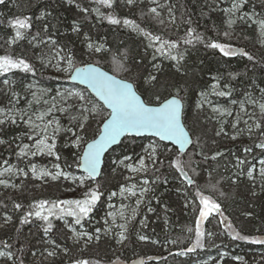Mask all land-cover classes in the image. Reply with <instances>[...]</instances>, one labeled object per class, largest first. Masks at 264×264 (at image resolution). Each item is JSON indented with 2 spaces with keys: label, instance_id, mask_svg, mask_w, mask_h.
Here are the masks:
<instances>
[{
  "label": "trees",
  "instance_id": "trees-1",
  "mask_svg": "<svg viewBox=\"0 0 264 264\" xmlns=\"http://www.w3.org/2000/svg\"><path fill=\"white\" fill-rule=\"evenodd\" d=\"M162 1L170 7L171 20L151 13L148 1L134 2L130 6L127 0H114L111 8L97 5L94 0H75L74 3H69L68 0H5L4 4H0V56L10 54L14 58H24L36 70L35 75L15 70L0 76V105L8 103L11 99L10 93L14 91L18 93L19 101L21 103L26 101L29 106V95L26 92L25 96L24 88L32 80L51 93L56 86L85 90L71 84L67 75L57 76L38 69L34 62L38 48L29 41L33 36L41 40H48L50 37L57 42L55 46L62 54L64 52L74 54L77 66L87 62L97 64L115 76L131 81L143 99H152L153 92L170 97L169 93L180 89L184 104L183 119L193 140L189 150L182 155L175 149V153H167V158L159 157L164 160L162 165L157 163L151 166L147 163L149 168L143 178L148 179L150 184L143 205L152 209L148 213L145 212V208H141L131 222L126 233L127 239L122 246L117 245L114 237L103 238L96 246L88 244L83 246L82 242L63 233L65 228L60 219L55 217H50L53 229L48 233L43 230L44 222L36 220L33 216L28 217L27 223H21V217L32 210L30 205L41 200L81 199L86 188L81 195L67 198L53 195L43 186L40 189L37 186L29 188L28 184L0 179L7 181L8 184L5 190L1 189L4 185L0 187V252H10L13 257L12 260L2 258L0 264H5L3 262L43 264L41 261L47 259L49 262L52 258L48 255L49 251H55L54 257L59 258V261L51 262L52 264H76L81 260L88 264H112L113 261H117V264H126L134 257L157 255L160 256L158 260H150L144 264H194L199 259L217 256L221 250L243 256L246 264H264L262 250L264 243L250 242L259 240L260 236L263 237L260 241H264V184L253 183L245 177L248 169L264 153V150L256 147L257 144L264 143V136L260 135L264 127L255 132L249 143L246 140L235 143L230 141L231 135L225 117L221 116L218 120L217 117L195 110V102L201 93H205L211 99L213 106H219L232 101H244L250 97L256 98L260 90L264 92V45L259 41L257 24L252 20L237 19L229 27L223 9L228 7L232 0H225L219 9L211 6L206 0ZM81 8L87 9V12L80 11ZM96 8H99V15L94 11ZM244 8L253 20H257V17L264 19V0L258 3L247 0ZM252 9L255 10L254 13ZM109 15L121 21L131 20L151 35L175 42L177 49L183 53V60L177 64L156 52L155 47H159V42L155 47H148L147 39L132 28L125 27L123 23L109 24L106 19ZM24 17L31 19V27L27 30L26 38L9 47L6 41L14 35V31L8 26V21ZM74 26L79 29L78 32L73 31ZM189 28L194 30L193 37L197 34L201 36V41L193 39L190 45L183 43ZM225 32L229 35L225 36ZM85 36L88 39H85ZM89 42L96 46L102 44L107 51L90 54L87 49ZM209 42L228 45L234 51V55L224 56L218 50L207 47L206 44ZM243 52L251 55L253 60L242 56ZM119 64H123L124 68H119ZM7 75L17 82V87L10 93L7 91L8 86L3 83ZM150 75L157 76L158 80L146 83ZM212 85H216L217 90L230 92L231 95L228 97L213 95ZM86 95L96 101L88 92ZM97 104L102 108V116L107 111L100 103ZM37 107L36 103L32 104V109ZM42 109L44 108L38 107L36 111ZM55 116L60 119L61 125L70 126L59 113H55ZM256 118L264 126V115L257 114ZM99 120L100 116L93 119L87 139L92 138ZM21 131L22 129L17 126L3 128L0 131V139L5 141L0 144V165L7 156L15 155V145L22 142ZM217 132L221 134L218 136ZM58 139L57 150L61 159L57 163L61 164L65 171L80 173L75 165L72 168L67 167L75 160L74 153L77 149L66 147V141H63L62 137ZM149 139L155 140L149 137H125L105 154L99 177L103 180L98 179L91 183L92 185H88L92 188L99 185L104 193L90 218L81 222L89 233L100 226L96 219L99 218L107 195L117 191L123 184L119 169L108 164L110 156L118 152L116 162L122 157L134 156L139 147ZM168 147L173 148L170 144ZM246 148L251 151L246 152ZM217 153L220 155H216ZM173 159L181 162L184 172L195 181L194 185H187L186 181L181 179L180 173L170 166ZM241 160L244 161L243 164L240 163ZM237 165L240 167L241 175L233 173ZM197 190L211 200H216L220 211L218 215L201 221L200 230L204 233L203 247H196L189 252L187 249L195 243L196 221L201 207L195 195ZM15 204H20L21 209L17 210ZM64 219L75 224L72 217ZM189 228L192 229L191 232L188 231ZM230 230H233L232 233L248 237L249 240L232 239ZM138 234L147 239L139 241ZM5 242L9 247L4 246ZM164 244L166 247L168 244L170 246L163 252L161 246ZM153 253L156 255H151ZM184 253L188 255L184 256Z\"/></svg>",
  "mask_w": 264,
  "mask_h": 264
},
{
  "label": "snow or ice",
  "instance_id": "snow-or-ice-1",
  "mask_svg": "<svg viewBox=\"0 0 264 264\" xmlns=\"http://www.w3.org/2000/svg\"><path fill=\"white\" fill-rule=\"evenodd\" d=\"M69 3H74L75 0H68ZM97 5L111 8L114 0H94ZM157 0H152V3H156ZM5 0H0V4H4ZM134 0H127L128 5H132ZM247 0H232L231 8H224L223 11L230 18L227 23L229 27L235 23V19L231 17H236L239 20H252L253 23L257 24L262 35H264V19L262 20H253L252 16L248 13H243L237 16V13L241 12V9L245 7ZM77 7H79L77 5ZM80 11L87 12V9L81 8ZM99 15V8L94 9ZM151 13L159 15L156 8L149 9ZM39 19V17H38ZM109 24L118 25L123 23L125 27H130L133 31H136L142 35L145 39L148 40V47H155L156 43L159 42V47H155V51L161 55L167 57L168 59L175 61L177 64L183 60V53L177 49V44L175 42H170L168 40L162 39L160 36H153L149 32L140 28L139 25L135 24L133 21L124 19L123 21L117 19L113 15L106 17ZM174 22V21H173ZM8 26L13 29L14 35L11 36L6 43L11 47V45L18 43L20 40L26 38L27 30L31 27V19L29 17L16 18L14 20L8 21ZM47 29H45L46 31ZM74 32H78L77 27H73ZM193 31L191 28L186 33V38L183 39L184 44H192L193 39L196 41H201V36L199 34L193 37ZM225 36H228L229 33L225 32ZM37 37L33 36L32 40H36ZM85 39H88L85 36ZM40 43L50 44L53 47L56 45V41L52 40L50 37L48 40H41ZM207 47L211 49L218 50L224 56L234 55V51L225 44L218 42H209L206 44ZM87 49L90 54H97L107 51L104 46L101 44L99 46L94 45L93 43H87ZM176 54H173V52ZM56 55L59 56L60 60L64 61L65 66H60L59 60L57 61L56 70L63 72L67 75V78L72 81H79V83L86 85L85 90H74L66 89L63 92L57 91L56 96L61 99V101H67L69 98H76L80 101L79 106L69 105V108L76 107V114L69 113V109L65 107L58 106L57 103L53 102L48 107L39 110L32 111L31 113L27 110H24L19 113V119L11 115V109L7 111L3 108H0V125H4L7 122L11 124H17L18 122H23L24 125L28 128L27 138L30 141H33L31 146L29 144H24L20 151L17 153L18 158L28 157V156H47L54 158L55 161H59L61 156L57 150V137L62 134L67 138L65 146H70L77 149L74 153L75 160L72 164H68V168L75 167L82 169L85 175L75 176L70 172L64 171L61 164L54 163L52 168L55 171H52L48 168H37L36 164H30L29 171L32 173L33 178L35 179H44L50 178L52 181H56L63 177L65 180L79 181V186L86 188V191L83 193L81 199H70V200H59V201H46L41 200L33 205H30V210L25 216L21 217V223H27L28 217L33 216L36 220L43 221L44 227L43 230L45 233L50 232L53 229V223L50 217H55L56 219H63L64 217H72L73 222L76 225H80L82 221L88 220L93 213V210L101 202L104 193L100 190V186L97 185L95 188L88 187L86 182L92 181L96 182V178L101 174V165L103 163V156L105 152L110 148V146L120 143V138L125 135H135V136H144L149 135L151 137L158 138V141L169 142L173 145V148H169L168 144L165 143L161 145L157 141H153L148 147L144 149L145 155L138 158V166H133V164H124L125 160L132 159L129 156H125L123 160H120V164H124L130 172L141 174L148 171L149 164H146V160L150 162L152 166H155L157 163L163 164L164 160L159 159L160 156L164 155L167 158L168 152L175 153V147H178L181 150V155L183 154V149L186 145L193 143L191 139L190 131L187 128L186 123L184 122V104H183V95L180 89H176L175 92L169 93L168 96H161L158 92H153L152 99H142L141 95L137 94V90L134 88L133 84L125 82L121 79L115 78V76L109 75L107 72L102 71L98 66H93L92 64H87L83 67H78L76 60L74 59V54L71 52H64L63 55H60V52L57 51ZM242 56L247 57L248 60H253L251 55L243 52ZM44 67H48V64L45 63ZM119 68L123 69V64L118 65ZM18 70L24 73H31L35 75V68L27 62L24 58L13 57L10 54H5L0 56V76H5L9 72ZM158 77L155 75H150L146 83H151L152 81H157ZM5 86L9 85V80L5 79L3 81ZM212 94L218 97H228L231 95L230 92L217 90L216 85H212ZM90 91L95 95L100 102H102L103 107H106L108 110L101 116L102 108L96 101L91 99L86 92ZM46 94V93H45ZM11 99L9 104L14 105L19 102L18 93L12 91L10 93ZM35 97L36 93H32ZM201 102L196 105L197 109H200L203 104L211 103L207 101V96L205 93H201ZM37 104L40 103V100L35 101ZM45 105H48V101H43ZM236 103V101H232ZM33 101H28L29 107H32ZM241 112L244 111L243 103L240 106ZM214 113H219L220 115H231V111L227 108L214 107L212 109ZM261 114L264 115V104L260 105ZM56 112L61 114H68L70 120V126L61 125L60 119L55 116ZM250 115V114H248ZM100 116V120L97 121V126L93 132L92 138L87 139L88 129L92 125V121L95 117ZM48 117H51L50 119ZM39 121V123H37ZM247 123V121H245ZM233 128L236 127L234 123ZM256 129H261L262 126L260 123H255ZM249 132L252 131V128L249 127ZM221 131H223L221 129ZM70 134V135H69ZM220 132H217V135H220ZM264 136V131L260 133ZM236 137L233 136V139ZM197 137V141H198ZM5 143L3 139H0V144ZM257 148L264 150V143H259L256 145ZM162 149V151H158ZM246 152H250L251 149L246 148ZM216 155H220L217 153ZM207 158V157H205ZM215 158V157H213ZM4 163H8L5 161ZM113 163H116L113 161ZM241 164L244 163L243 160L240 161ZM260 163L264 165V160H261ZM170 166L174 167L177 172L180 173L181 179L186 181L187 185H194L195 181L184 172L181 162L178 159H173L170 162ZM158 170V169H157ZM21 173H24V169H19ZM13 172L12 167L5 168L3 172H0V176L4 173ZM25 175L27 173H24ZM251 177V172L248 173ZM261 175H264V168L261 169ZM126 179L134 180V177H128ZM155 183V181H153ZM140 185H148V179H142L139 181ZM0 185L8 186L7 181L0 180ZM137 188V183H132L131 186L120 187V195L123 196L125 193L128 196H137L135 189ZM148 187H142L139 197L136 200V205H139L142 202V197L144 193L148 192ZM255 194V193H253ZM116 192H111L109 198L115 197ZM195 195L199 199L201 207L199 208V216L196 221L195 229V243L193 247L187 249L191 252L196 247H203L202 238L204 233L200 230V223L202 220L207 219V217L213 212H219L220 206L212 201L209 197L201 194L199 190L196 191ZM48 205L46 208L45 206ZM14 207L17 210L21 209L20 204H15ZM110 208H114V205H109ZM126 205H121V209L118 210L119 218L124 221L119 225L116 224V212H108L107 217L112 219V224L120 229L119 236L116 240L117 244L123 243L127 238L126 232L128 231V224L135 219L136 208L131 209V215H125L124 208ZM151 211V209H149ZM7 222V218H6ZM107 219L105 223L107 224ZM231 227V225H229ZM96 233H99L101 229L97 228ZM104 231L109 232L108 228H105ZM188 231H192L191 228ZM232 239H241L249 240L248 237L240 236L239 233H230ZM77 239L82 235H87L86 233H75ZM141 241L147 239V237L141 235L138 237ZM93 239L92 235H87V240L90 242ZM96 240H99L100 237L97 235ZM252 243H264L260 240H251ZM4 246L7 248L9 245L5 242ZM65 251H67L65 249ZM183 255V253H180ZM49 256H55V251H49ZM0 256H6L7 259L12 260V254L10 252H0ZM240 259V258H237ZM76 264H88L86 261H77ZM112 264H117V261H113Z\"/></svg>",
  "mask_w": 264,
  "mask_h": 264
},
{
  "label": "rangeland",
  "instance_id": "rangeland-1",
  "mask_svg": "<svg viewBox=\"0 0 264 264\" xmlns=\"http://www.w3.org/2000/svg\"><path fill=\"white\" fill-rule=\"evenodd\" d=\"M139 1H148L150 3V9L151 8H156L157 13H159V17H164L165 19L171 20L172 19V14H171V10L170 7L168 6V4L162 0H157L156 3H152V0H134V2H139ZM208 1V3L213 6L216 7L217 9H219L220 5L225 1V0H206ZM254 1V3H258L260 0H252ZM263 1V0H262ZM232 3L226 7V8H231ZM246 6V5H245ZM254 10V9H252ZM245 12V8L241 9L240 13H237V16L243 14ZM254 11H252V13H254ZM225 14V12H224ZM256 15V14H254ZM225 18H226V24L228 19L230 18L228 15L225 14ZM232 19H235V21L237 20L236 17H231ZM257 21L258 20H262L261 18L257 17L256 18ZM257 32H258V36H259V41L260 43H262L264 45V35L261 34L259 27L257 25ZM41 39H39L37 37L36 40H32V38L30 39V43H32V45L36 48H38V55L36 57V60L34 61L38 67V69L41 72H49L51 74L57 75V76H61L62 74L66 75L63 72L57 71L56 70V66H57V61L59 60L60 66H65L64 61L60 60L59 56L56 55V52L59 51L60 55H63L61 53V50L58 49L56 46L53 47L50 44H46V43H40ZM47 63L48 67H44V64ZM7 80H9V85H8V93H10V91L13 89L14 87H17V82L15 80H13V78H9V76L7 75L6 77ZM66 89H71L68 86H56L54 87L52 93L50 90H48L47 88H44L42 86H40L35 80H32V82L27 83L25 88H24V92H25V96H26V92H28V97L30 99V101H33V103H36L35 101L37 99L40 100V103L37 104L38 107H48L49 104L55 102L57 103L58 106L61 107H65L69 109V113L72 114H76V107H72L69 108V105H73V106H79L80 101L76 98H69L67 99V101H61V99L59 97L56 96V92L57 91H64ZM77 90V89H74ZM36 93V96L34 97L32 95V93ZM46 93V94H45ZM49 94H51V96L49 97ZM201 95L199 97V99L195 102V110L199 113H203V114H208L209 116L211 115L212 117H217V119L219 120L220 117L222 115H220L219 113H214L212 111V109L214 107H220V108H227L231 111V115H223V117L226 118L227 120V128H228V132L230 133V141L235 142V143H242L245 140L247 141V143L250 142V139H252L254 137L255 132L258 130L255 127V123H259V121L256 118L257 114H261L260 111V105L264 104V92L262 90H260L259 92V96H257L256 98H247L244 101H237L236 103H229L227 105H219V106H213L211 99H209L207 97V101H211V103H204L203 106L200 109H197L196 105L198 103L201 102ZM47 100L48 101V105H45L43 103V101ZM241 103H243V109L244 111L241 112L240 110V106ZM37 107V108H38ZM0 108L5 109L6 111L8 109H11V115L16 117L17 119H19V113L27 110L30 113L36 109H32V107L27 106L26 101L21 103V101H19L18 103L11 105L8 103L2 104L0 105ZM59 113L61 116H63V118L66 119V124H70L69 122V116L68 114H61L60 112H56ZM250 114V115H248ZM3 117H0V119H2ZM245 121H247V123H245ZM37 123H39V121H37ZM236 124V127L233 128L232 125ZM11 126H17L20 127L22 129L21 131V143L20 144H16L15 145V155L13 157L7 156L5 161H7L8 163H2L0 165V172H3V170L5 168L8 167H12L13 168V172L11 173H7L5 172L4 175L0 176V179L4 178V179H10L13 182L16 183H23V184H28V187H34L37 186L38 189H40L42 186L46 187L48 189V191H50L53 195H57L59 197H69V198H73L75 196L81 195V193H83V191L85 190V188L80 187L79 186V181H73V180H65L63 177H61L60 179L56 180V181H52L50 178H44V179H35L32 176V173L29 171V166L30 164H36L37 168H48L52 171H55V169L52 168V165L54 163H57V161L54 160V158H50L47 156H28V157H23V158H18L17 153L20 151V148L23 147L24 144H29L31 146V144L33 143V141L28 140L27 138V133H28V128L24 125V123L18 122L17 124H11L10 122H7L4 125H0V131L3 128H10ZM249 127L252 128V131L249 132ZM222 132V131H221ZM70 135V134H69ZM261 135V134H260ZM219 136V135H218ZM233 136H235L236 138L233 139ZM262 136V135H261ZM63 141H66V137L62 134L61 136ZM58 137H57V145L58 143ZM153 141L155 140H147L145 143H143L142 146L139 147L137 154L133 155H128L129 157H131L132 159L130 160H125L124 164H133V166H138L137 161L138 158L140 156L145 155L144 149L146 147H148ZM157 141V140H156ZM260 149V148H257ZM158 151H162V149H158ZM119 155L118 152L113 153L109 160H108V164L110 167H114V168H118L119 169V174L120 177L123 178V184H121V186H125V187H129L131 186L132 183H137V188L135 189V191L137 192V196H128L127 193H125L123 196L120 195V187L118 188L117 191H115L117 193V195L115 197H111L109 198V194L106 197V201L104 204V207L102 208V210H100L99 213V218L96 219V221L99 223V229H101V231L99 233H96V229L92 232L89 233L87 231V227L83 226L82 224L75 226V224H73L72 222H70L67 219H60L63 227L65 228L63 230V233L68 234L69 237L75 239L76 241H80L82 242V245H90V246H96L98 245V241L103 240V238L105 239H110L113 238L115 240H117L118 236H119V232L120 229L116 226H114L112 224V219L110 217H107V213L108 212H116L117 216H116V224L119 225L121 223H124V221L122 219L119 218L118 215V210L121 209V205H126L127 207L124 208V212L125 215H131V209L132 208H136V215L135 218L137 217V214L139 213V211L141 210V208H145V205H143V201H144V196L147 193H144L143 197H142V202L139 205V207H137L136 205V200L139 197V193L142 189V187H148V185H140L139 181L143 178V175L145 174V172L141 173V174H136V173H132L130 172L126 167H124V164H120L119 161H117L116 156ZM164 156V155H162ZM161 156V157H162ZM124 157L121 158V160H123ZM261 160H264V156H262L260 159H258L256 161V163L251 166L248 171L245 174V177H247L248 181H251L253 183H257V184H264V175H261V169L264 168V165H262L260 163ZM113 161H115L116 163H113ZM150 162L146 160V164ZM152 166V165H151ZM19 169H24V173H27L26 175L24 173H21L19 171ZM236 170L233 171V173H236L237 175H241L240 173V167L237 165ZM64 170V169H63ZM65 171V170H64ZM249 171L251 172V177H249L248 173ZM68 172V171H67ZM71 173V172H70ZM75 176H80V175H84L83 173H71ZM102 177V176H101ZM128 177H134V180H129L126 179ZM103 178H99L98 181H102ZM93 182L92 181H87L86 184L88 185H92ZM14 187H16V184L13 183ZM1 187V185H0ZM149 188V187H148ZM2 190L7 189V187L2 186L1 188ZM214 199H212L213 201ZM114 205V208H110L109 205ZM148 206V205H147ZM152 209V208H151ZM150 213L149 208H145V212ZM105 219H107V224L105 223ZM134 220V219H133ZM132 220V221H133ZM143 220V218L141 219V221ZM131 221V222H132ZM139 222V225L142 224V222ZM131 222L128 224V230L130 227ZM108 228L109 232H105L104 229ZM233 230H230V232L232 233ZM75 233H86L87 235H92L93 239L89 242L87 240V235H82L79 237V239L76 238V236L74 235ZM228 232V233H230ZM127 233V232H126ZM99 235L100 239L96 240L95 237ZM127 237V234H125ZM140 236V234L137 235V239L139 241H141L138 237ZM208 236V235H207ZM263 237L260 236L259 240L262 239ZM127 239V238H126ZM126 239L123 241V243L117 244L118 246H122L124 244V242L126 241ZM263 241V240H261ZM170 244L167 245V247H169ZM164 245L161 246V251H167V248ZM167 248V249H166ZM166 249V250H165ZM262 250L264 251V247L262 248ZM232 251V250H231ZM161 252V253H163ZM242 253V252H241ZM151 255H156V253H153ZM188 253H184V256H187ZM6 256H0V260L2 258H4ZM51 257V256H50ZM56 258V259H55ZM240 258V259H237ZM9 261V260H8ZM41 261V260H39ZM59 261L58 257H54L52 256V258L49 260V262L46 260L41 261V263L43 264H52L51 262H57ZM246 260L243 256L237 255V254H233L232 252H228L225 250H221L220 253L216 256H212L209 257L207 259H199L198 261H196L194 264H246ZM5 264H7V262H3Z\"/></svg>",
  "mask_w": 264,
  "mask_h": 264
},
{
  "label": "water",
  "instance_id": "water-1",
  "mask_svg": "<svg viewBox=\"0 0 264 264\" xmlns=\"http://www.w3.org/2000/svg\"><path fill=\"white\" fill-rule=\"evenodd\" d=\"M87 64H92L93 66H98L102 71L107 72L109 75L115 76V75L112 74L111 72H109V71L103 69V68L100 67L99 65L94 64V63H92V62H87V63H85L84 65H80V66H78V67H83V66H85V65H87ZM115 78H117V79H121V80H123V81H125V82H128V83L133 84L131 81H128V80H126V79H122V78H119V77H117V76H115ZM68 80H69V79H68ZM69 82H70L71 84H73V85H77V86H79V87H82V88L86 89V85L79 83V81H72V80H69ZM133 86H134V84H133ZM134 88H135V86H134ZM87 92H88V93H89V94H90V95H91V96H92V97H93L98 103H100V104L102 105V102H100V101L98 100V98H96L95 95H94L93 93H91L90 91H87ZM137 94L140 95L138 92H137ZM141 98L143 99L142 96H141ZM168 98H171V96L168 97ZM102 106H103V105H102ZM104 108H105L106 111H108V110L106 109V107H104ZM190 135H191V134H190ZM125 137H136V138H139V137H149V138H152V139H155V140L158 141V138L151 137V136H149V135H147V134L144 135V136H135L134 134H133V135H125V136H122V137L120 138V140L124 139ZM191 139H192V137H191ZM159 142H162V141H159ZM162 143L170 144L169 142H162ZM118 144H119V143L110 146V148L105 152V154H106L110 149H112L113 147L117 146ZM170 145H171V144H170ZM191 145H192V143L186 145L185 148L183 149V153L187 152V151L189 150V148L191 147ZM172 146H173V145H172ZM173 147H174V146H173ZM175 149H176L179 153H181V150H180L178 147H175ZM105 154H104V156H105ZM104 156H103V158H102L103 161H104ZM102 167H103V163H102V165H101V169H102ZM78 171H79L80 173H83V174L85 175V173L83 172L82 169H79V168H78ZM99 177H100V175L97 176L96 180H98ZM211 214H212V215H218V212H213V213H211ZM191 247H193V246H191ZM159 258H160L159 255H157V256H153V257H148V258H144L143 256H138V257L134 258L132 261L126 263V264H144L145 261L158 260Z\"/></svg>",
  "mask_w": 264,
  "mask_h": 264
},
{
  "label": "flooded vegetation",
  "instance_id": "flooded-vegetation-1",
  "mask_svg": "<svg viewBox=\"0 0 264 264\" xmlns=\"http://www.w3.org/2000/svg\"><path fill=\"white\" fill-rule=\"evenodd\" d=\"M262 156H264V153H263V155ZM213 201H215L216 202V200H213ZM217 203V202H216ZM218 204V203H217ZM219 205V204H218ZM220 211V210H219ZM219 213V212H218ZM213 216H216V215H212V214H210L208 217H213ZM135 258V257H134ZM144 258H148V257H144ZM131 260H133V259H131ZM145 262H147V261H145Z\"/></svg>",
  "mask_w": 264,
  "mask_h": 264
},
{
  "label": "bare ground",
  "instance_id": "bare-ground-1",
  "mask_svg": "<svg viewBox=\"0 0 264 264\" xmlns=\"http://www.w3.org/2000/svg\"><path fill=\"white\" fill-rule=\"evenodd\" d=\"M153 257V256H152Z\"/></svg>",
  "mask_w": 264,
  "mask_h": 264
}]
</instances>
